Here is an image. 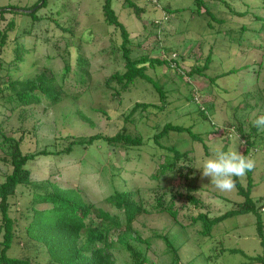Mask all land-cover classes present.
<instances>
[{
  "label": "rangeland",
  "instance_id": "obj_1",
  "mask_svg": "<svg viewBox=\"0 0 264 264\" xmlns=\"http://www.w3.org/2000/svg\"><path fill=\"white\" fill-rule=\"evenodd\" d=\"M104 1L46 0L45 6L39 8L32 17L25 13L34 10L27 8L35 4L37 0H0V7L10 5L0 27L7 21H15L17 30L22 33L19 41L23 42L28 49V52L23 54V61L16 68L14 67L15 69H11V79L30 78L44 71L47 73L52 71L58 76L66 63L75 62L77 53L89 60L88 75L84 77L87 84L82 86L75 83L74 80L80 78L79 72L69 74L66 85L63 87L67 92L68 90L77 92L80 95L77 99H64L59 105L60 108L58 106L44 109V105L34 106L31 108L34 116L25 120H21L18 116L19 111L10 113L8 110H3L1 112L0 123L4 132H11L18 137L20 135L18 130L21 127L32 131V134L27 135L23 141V153L37 151L42 148V143L52 142L62 129L61 115H67V131L77 136L88 137L97 133L115 134L125 124L124 115L129 112L135 102H158L157 93L153 91L154 88L150 83L135 82L129 91L121 95L120 102L109 96L111 91L104 89L107 78L116 69L123 71L124 64L121 50H116L121 42V34L115 26L105 22L102 10ZM132 1L140 12L134 11V8L126 5L124 0L110 1L113 13L128 33L131 36L139 35L134 38L128 49L134 56L147 55L151 59L169 60L175 57L179 67L177 70L174 62H171L174 69L156 66L154 69L147 70V74L151 77L156 75L161 79L168 103L157 114L138 110L134 115L135 122L126 123L132 133H139L150 141L131 152L133 159L130 154L122 153L117 160L113 161V164L115 168L125 167L128 168L126 171H130L129 169L135 171V174H127L124 171V176L126 174L125 178L129 186L140 189L142 201L146 207L150 208L156 198L155 191L151 189L155 186V182L150 175L155 173L166 159V155L170 154L165 149H161L160 145L179 152L186 151L187 158L198 177L200 191L195 193V197L201 201L198 212L213 218L233 209L243 200V197L237 194L236 186L229 193H221L217 190L210 182V178L203 177L202 161L213 156L214 151H227L229 148L243 154L244 140L235 128L242 126L246 130L248 124L247 131L252 133L250 128L254 126L255 119L264 115V100L251 99L248 101L249 104L246 103L247 97L244 96L245 93L242 94V91L244 89L246 91V87L252 83L248 79L242 81L241 87L236 76L222 78L219 80V85L226 91L216 92L203 78H189L184 69H189L195 63L194 58H199L202 63L210 52L213 53L214 60L206 71L208 75L219 74L245 63H251L253 60L264 62V57H261L260 51L255 50L247 61L242 60L236 45H232L224 33L209 32L208 22L212 21L210 16L194 13L195 0H156V3L154 0ZM202 1V12L204 8H208L216 19L222 18L226 21L222 28H239L241 23L251 28L259 27L258 23L246 20L247 17L237 16L231 11L232 9L236 12L264 13V9H261L263 8L261 0ZM248 6L251 9H246ZM24 29L30 30V35L26 36L22 32ZM11 33L12 37L14 31ZM63 35L67 36L62 37ZM250 35V31L245 33L246 37H250L252 41H255V45H258V40ZM91 37V42H84L89 41ZM67 39L70 40L69 44L72 41L71 45L82 44L80 46L82 50L72 47L69 52H66L64 49L67 46L65 44ZM200 41H203L201 51L198 48ZM12 46L4 49L0 57L10 60L13 55ZM51 50L60 56L49 58V55L53 53ZM191 93L194 94L195 102L201 107H204V102L214 103V108L208 113V117L198 112L194 102L187 100ZM101 110H105L111 119H107ZM77 111L85 114L90 122H84L75 115ZM167 122L172 125L190 127L191 133L170 131L164 135L158 145L153 143L152 136L158 132L155 130L156 125L160 131ZM258 134L252 137L253 145L247 157L255 162L254 168L250 171L252 179L250 198L257 208L263 207L260 215L264 224V131ZM107 157L106 149L101 144L88 149L77 148L64 163L57 162L55 166L50 158L38 157L34 161L32 179L41 181L46 179L50 172H59L60 174H56L52 179L59 186L75 191L84 203L91 202L96 207L102 204L108 212L118 213L113 206L102 203L104 197L108 195V192L110 193L111 186H116V189L120 186L119 175L110 184L109 173L101 167ZM4 170L5 167L0 163V172ZM169 176L171 175L169 174L168 177L165 175V178L169 179ZM235 179L246 189L248 172L243 177H234V181ZM159 181L161 185L165 183L163 179L159 178ZM171 186L178 187L179 180L173 178ZM19 207L21 210V205ZM37 208L42 209L45 206L39 205ZM18 211L12 213V216L19 219L20 229H22L26 223ZM196 212V208L191 212L187 210V213L180 211L178 223H175L166 212L138 217L132 227L143 239L150 237L153 233L159 235V237L151 238L147 249L152 264H261L253 261V258L264 256V244L258 238L256 218L253 213L229 217L208 231L205 230L202 222L193 223V216H187L189 213L196 214ZM117 234V230L110 233L109 239L114 241V245L110 247L109 252L115 259V264H130V257L126 251L120 248L117 242L115 243ZM167 243H169L168 246ZM32 250L27 247L22 248L13 240L7 255L9 257L32 256L33 264H47L46 261L49 258L47 250Z\"/></svg>",
  "mask_w": 264,
  "mask_h": 264
},
{
  "label": "trees",
  "instance_id": "obj_2",
  "mask_svg": "<svg viewBox=\"0 0 264 264\" xmlns=\"http://www.w3.org/2000/svg\"><path fill=\"white\" fill-rule=\"evenodd\" d=\"M41 1L37 0L35 4L27 8L34 10L25 14L34 17L39 8L45 6L46 0H43L42 4H40ZM110 1H104L102 7L103 15L107 24L115 26L120 31L121 42L117 45L116 50H121L124 64L122 66L123 71L114 70L105 81L103 87L111 91L109 92L110 97L118 99L120 102L122 99L121 95L129 91L135 82L150 83L154 88L153 91L157 93L158 102H135L129 112L124 115L125 124L115 134L97 133L88 137L77 136L67 131V115H61L63 124L61 132L58 133L52 142L42 143L41 149L29 153H23L22 145L25 137L31 135L32 131L21 127L18 130L20 135L16 137L11 132H4L2 123H0V163L5 167V170L0 172V264H33L32 256L9 257L7 255L13 240L18 245H21L22 248L47 250L49 256L46 261L47 264H115V259L109 252L110 247L114 245V241L109 239L113 230L118 231L115 243L117 242L120 248L126 251L128 257H130V264H152L147 254V249L151 238L159 237V235L153 233L150 237L143 239L132 227L134 222L141 215L166 212L175 223H178L180 211L187 213V210L191 212L194 208L197 209L196 214L189 213L187 216H193V223L202 222L205 230L207 229L208 231L209 229L211 231L214 226L229 217L253 213L256 218L258 238L264 244V224L260 215V210H263V207L257 208L250 198L252 188L250 171H248L246 189L235 179L237 194L242 196L243 200L233 209L209 218L207 214L198 212L199 203L201 202L195 197V193L200 191L198 177L194 173L195 171L189 158H187L186 151L179 152L173 148L160 145L161 149H165L170 154L166 155V159L159 165L155 173L150 175V178L155 182V186L151 189L156 194L155 203L150 208L146 207L142 201L140 189L129 186L125 178L126 174L124 176L125 172L127 174H135V171L133 169L126 171L128 168L125 167L115 168L113 161L117 160L122 153L131 155L134 149L150 141L149 138H144L139 133H132L126 123L135 122L134 115L138 110L148 114H157L168 103L166 91L161 85V79L156 75L151 77L150 74H147V70L154 69L156 66H167L174 69L171 62H174L175 68L178 70L179 63L175 57H171L168 60L151 59L147 55L134 56L128 46L139 35L134 34V36H131L128 33L113 13ZM124 1L126 5L133 7L134 11L140 12L132 0ZM154 3H156V0ZM195 3L196 9L194 13L196 15L204 13L212 19L211 22H208L209 32L224 33L229 42L232 45H236L242 60L247 61L255 50L260 51L261 57H264V13L258 14L252 11L236 12L232 9L231 11L236 13L237 16L241 18L247 17L246 20H250L255 24L258 23L259 27L251 28L247 24L241 23L239 28H222L226 23L224 19H216L213 12L208 8H204L202 12V0H195ZM260 3H262L263 7L261 9H264V0H261ZM9 8L10 5L0 7V25L5 20V14ZM249 8V6L246 7V9ZM31 22L34 23L36 21ZM13 31L14 33L11 37V32ZM248 31L251 32L250 36L252 38L258 40V45H255V41H252L250 37L245 36ZM22 32L26 36L30 35V30L24 29ZM20 35L22 33L17 30L15 21H7L4 26L0 27V53L13 45V55L10 60L0 57V114L3 110H8L10 113L19 111L18 116L21 120H25L34 116L31 111L34 106L44 105V109L56 108L63 103L64 99H77L80 96L77 92H69V90L67 92L63 87H65L68 76L71 73H81L80 78L74 80L76 84L82 86L87 84L84 77L88 75L89 60L79 53H77L78 56L75 58V62L72 64L66 63L62 73L58 76L52 71H48L49 73L44 71L30 78H10L11 69L16 68L23 61V54L28 52L24 43L19 41ZM64 36L67 35L62 37ZM91 41L92 37L89 41L84 42ZM69 42L70 40L67 39V42L65 40L67 46L64 50L66 52H69L72 47L82 50L80 48L82 44L74 46L71 45L72 41L70 44ZM202 46L203 41H200L198 43L199 51H201ZM52 52L49 58L60 56L54 51ZM194 60L195 63L189 69H184L185 74L189 78H203L216 92L226 91L224 87L219 85V80L222 78L230 75L236 76L237 81L241 83V87L242 81L248 79L252 83L246 87V91H244L245 89L242 91V94L245 93L244 96L247 97H244L246 103L249 104L248 101L251 99L255 101L264 100V77H262V74H264V62L262 60H253L251 63H245L215 75L206 73L214 60L212 52L206 56L202 63L199 58H194ZM193 93L187 97V100L194 102L198 112L208 117V113L214 108V103L204 102V107H201L199 103L195 102ZM149 108H152V110H149ZM101 112L107 119H111L105 110H101ZM75 115L84 122H90L89 118L81 111H77ZM158 129L159 127L156 125L155 130L158 132L152 136V142L157 145L164 135L170 131L178 133L187 131L191 133L190 127L172 125L170 122L165 123L160 131ZM235 129L244 140L242 144L244 146L243 154L247 156L253 145L251 143L252 137L258 136L261 131L255 126H251L252 133L248 132V124L245 128L246 130L242 126ZM97 144H101L108 155L106 162L101 165L109 173L111 179L108 177V182L111 184L117 175H119L120 180L119 189H116V186H111L109 189V191L111 190L110 193L108 192L102 203L113 206L118 213L112 214L108 212L102 204V207H96L91 202L84 203L75 191L59 186L55 180H52L56 174H60L59 172H50L47 178L41 181L32 179V170L36 158H50L55 166L57 162L64 163L66 158L77 148L88 149ZM130 157L133 159L132 155ZM79 162L81 163V160ZM169 174L171 176L168 179ZM165 175L167 176L166 178ZM159 178L163 179L165 183L161 185ZM173 178L179 180V186L176 188L171 186ZM19 205H21V210H19ZM39 205H44L45 208H37ZM16 211L20 212L22 220L26 223L22 229H20L19 219L12 216V213ZM168 245L169 243H167ZM254 260L264 264V256L253 258Z\"/></svg>",
  "mask_w": 264,
  "mask_h": 264
},
{
  "label": "clouds",
  "instance_id": "obj_3",
  "mask_svg": "<svg viewBox=\"0 0 264 264\" xmlns=\"http://www.w3.org/2000/svg\"><path fill=\"white\" fill-rule=\"evenodd\" d=\"M254 126L264 131V115L258 116ZM255 166V162L237 150L214 151V155L202 161V175L221 193H229L235 188L234 177H243Z\"/></svg>",
  "mask_w": 264,
  "mask_h": 264
},
{
  "label": "water",
  "instance_id": "obj_4",
  "mask_svg": "<svg viewBox=\"0 0 264 264\" xmlns=\"http://www.w3.org/2000/svg\"><path fill=\"white\" fill-rule=\"evenodd\" d=\"M42 2H43V0L41 1V4H42ZM32 11H33V10H32ZM32 11H29V12L23 11V12L30 13V12H32Z\"/></svg>",
  "mask_w": 264,
  "mask_h": 264
},
{
  "label": "built area",
  "instance_id": "obj_5",
  "mask_svg": "<svg viewBox=\"0 0 264 264\" xmlns=\"http://www.w3.org/2000/svg\"><path fill=\"white\" fill-rule=\"evenodd\" d=\"M155 1V0H154Z\"/></svg>",
  "mask_w": 264,
  "mask_h": 264
}]
</instances>
